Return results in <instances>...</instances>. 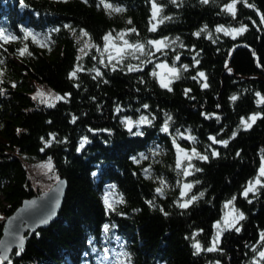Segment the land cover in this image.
<instances>
[{
  "label": "trees",
  "instance_id": "obj_1",
  "mask_svg": "<svg viewBox=\"0 0 264 264\" xmlns=\"http://www.w3.org/2000/svg\"><path fill=\"white\" fill-rule=\"evenodd\" d=\"M110 2L126 11L108 9L102 0L87 4L84 0H25L24 6L20 0H0V28L21 37L9 43L0 40V239L6 219L24 200L42 192L34 187L32 170L51 158L54 175H62L68 183L59 218L34 233L22 252L14 251L11 264H255L253 257L264 264L258 255L264 250L260 241L264 185L247 197L242 194L264 163V116L250 128L241 127V117L264 112L257 96L264 94V19L260 16L264 0H248L255 7L240 0L235 16L222 7L229 0H157L165 5L160 18H170L154 31L150 30L156 23L152 0ZM221 24H246L248 29L230 36L217 31ZM21 25L40 34L42 44L31 37L25 40ZM65 25L76 29L75 34ZM126 28L137 30L127 34L132 42L169 37L171 43L160 51L151 46L152 56L136 53L140 60L126 55L115 70L112 64L117 61L110 63L105 55L100 63L101 53L95 47L80 57L76 36L81 29H87L91 42L103 49L107 32L116 35ZM26 43L31 54L21 55L18 49ZM177 55L180 60L175 59ZM165 60L180 69L171 89L152 75L154 68L162 71L157 65ZM141 61L151 62L137 71L125 69ZM77 63L84 71L77 70L72 77ZM201 71L206 81L199 76ZM205 82L208 87L203 86ZM37 85L64 98L42 104L34 98ZM233 95L238 99L232 100ZM144 104L149 108H143ZM166 112L173 116L171 134L161 131ZM141 114L153 123L137 125L130 132L122 117L138 119ZM176 129L186 134L177 137L184 148L195 147L209 156L206 161L194 157L195 168L188 176L176 167L172 140ZM189 129L195 140L187 139ZM85 135L89 141L78 151ZM213 135L229 143H216ZM46 140L52 142L46 144ZM213 148L219 156L212 154ZM141 152L146 158L139 156ZM193 181L198 183L182 197L183 184ZM157 187H163L164 195L156 192ZM108 190L114 191L115 210L105 203ZM121 195L124 203L119 202ZM192 195L198 199L189 207L176 203ZM233 197V205H227ZM229 209L233 214L235 210L245 213L236 224L241 230L222 227L217 250L197 253L195 241L209 247L217 234L216 221L223 225ZM105 224L110 228L105 230Z\"/></svg>",
  "mask_w": 264,
  "mask_h": 264
},
{
  "label": "snow or ice",
  "instance_id": "obj_2",
  "mask_svg": "<svg viewBox=\"0 0 264 264\" xmlns=\"http://www.w3.org/2000/svg\"><path fill=\"white\" fill-rule=\"evenodd\" d=\"M84 2L87 4L89 2V0H84ZM204 3H208L209 0H203ZM240 2V0H229L228 3H224L222 5L223 9L226 10L228 13H231L233 16H235L237 14V4ZM243 2L249 6V7H255L254 4H249L248 0H243ZM21 6L25 5V0H20ZM103 5L108 8V9H113L116 12H121V11H126V9L122 6V5H113L110 0H102ZM152 11H153V18L156 19V23L153 24L152 26V31L156 30V26L159 23H162L163 20H167L170 17L168 16H163L162 18H160L159 14L160 12H162L163 8L165 7L164 4L162 3H157V0H152ZM258 12H260L259 9H257ZM111 14V13H109ZM260 16L261 19H264V12H260ZM129 23H131V18H129ZM65 27L71 28L73 31V34H75L76 29L72 28L71 25H65ZM21 28L24 32V39H28L29 37L32 38L33 41L37 42V43H41L42 41L40 39H38L39 35L38 33H35L33 29L31 28H27L24 27L23 25H21ZM204 28L207 29L208 25H204ZM248 29V25L246 24H242L240 27H226L225 25L221 24L217 26V31L218 32H224L227 35L230 36H239L240 34H242L243 32H245ZM59 28H56L55 31H59ZM136 29L133 28H126V29H122L119 31L118 36H113L112 31H109L105 34V36L103 37L104 40V44H103V49H101V46L99 44H94L91 43V34L88 32L87 29H81L82 32V36L83 37H88V41H85V45L83 48L80 49L81 52L85 51V48H87L88 50H91L93 47H95V49L101 53V59H100V63H104V57L106 55L107 60L111 63L113 60L117 61L116 64H112V70H115L116 67L118 66L119 63H122L124 60V57L126 55H131L134 56L137 60H140V56L136 55V53H143L146 56H152L153 52L151 50V46H154L156 51H160L161 49H166L169 47V44L171 43L170 38L169 37H162L160 39H154V40H150L147 42H141L139 40L132 42L130 40L127 39V34L130 32H136ZM201 33L200 31H197L195 33V35L199 36ZM209 38L212 37V33L209 32L208 33ZM21 39L20 36L15 35L12 32L6 31L4 28H0V40H3L5 43H9L11 41L14 40H19ZM45 39H47V37H45ZM176 41L180 40V37L177 36L175 37ZM116 41H120V42H116ZM46 46V45H45ZM0 47H3L2 44H0ZM146 47L148 48L147 51H145ZM194 47V46H193ZM18 51L21 53V55H26V54H31L30 50H29V46L26 43L24 45L23 48L18 49ZM86 54V53H85ZM176 60H180V56L177 55L175 57ZM151 61H141V63L138 64H127L125 66V69L127 71H137L139 70L144 63H150ZM196 64H199V60L195 61ZM108 65L106 64L105 67H107ZM157 67L159 69H161V72H157L156 69L154 68L152 71V75L154 76H159V80H160V84L162 85V87L166 88V89H171V83L172 80H177L180 78L179 76V72L180 69L176 68L175 66H169L167 60L160 62ZM182 67L184 69L189 68L188 64H183ZM77 70L79 71H84V69L81 67V65L79 63H77L76 65V70H73L70 73V76L72 77H76L77 76ZM93 71H95L96 73H98L100 76H103V72L101 71L100 68H95L93 69ZM229 71H231V69H229ZM0 72H3V69H0ZM165 73L170 74V76L166 79ZM200 77H204L205 81L207 79L205 72L201 71L199 73ZM141 79H143L141 77ZM2 82V81H0ZM79 86V85H77ZM204 87H208L209 85L205 82L203 83ZM191 91V89H188L185 92V95H187V92ZM44 95H48L50 97L54 96L57 99H63L64 96H61L60 94H56L53 90L52 93H44L42 91H38L37 93L34 94V98H38ZM65 95H71L70 93L65 94ZM257 96L259 97L258 103L264 104V94L261 93H257ZM93 99H95V97H93ZM232 100H236L238 99L237 95H233L231 97ZM41 102H45L44 100H41ZM50 102V100H49ZM143 108L147 109L149 108L148 104H144ZM121 110V106L117 105L116 107V111L120 112ZM153 117L155 116V113L151 114ZM204 115H209L208 113H204ZM210 115H217L216 113H212ZM166 119L163 123V125L161 126V131L166 132L171 134V128H170V121L173 120V116L169 113H165ZM264 116V112H259V113H252L249 117H241V127H245V128H250L252 126L253 123H255V121ZM123 121H124V126L126 128H128V130L131 132L132 129L137 126V125H151L153 123V119H150L147 115L141 114L140 117L138 119H133V117L128 116V115H124L122 117ZM73 122H75V117H73ZM93 132L95 131H99L98 129H92ZM103 131L108 132L111 131L110 129H103ZM176 135H174L172 137L173 140V144L176 148V152H177V164L176 167L178 169H183L182 174L184 176H188L191 174V170H193L195 168V165H193L191 163V161L193 160L194 157L200 159V160H208L209 156L200 152L197 148L192 147L190 150L184 148L178 141H177V137H183L186 134L184 132H181L179 129H176ZM133 135H136L135 132H133ZM139 135H144L143 132H140ZM235 135H237L236 132L232 133V136L234 137ZM53 139H55V134H53ZM67 139V137H65V140ZM187 139L190 140H195V137L191 135V129L188 130L187 133ZM211 139L213 141H215L216 143L219 144H223V145H227L229 143V141L227 139H221V140H217L216 136H212ZM89 141V136L85 135L81 138V143H80V147L77 149L78 151L83 150L84 145ZM52 141L50 140H46L45 143L46 144H50ZM209 148H211L212 146L209 145ZM212 154L219 156L220 153L218 150L216 149H212ZM237 155H239V153H237ZM139 156L141 158H146L145 154L143 152L139 153ZM131 159L136 162V163H140V160L137 159V156H132ZM262 159H264V157H262ZM185 161H187V163H185ZM46 167L51 170L54 165L51 162V158H49V162L47 163ZM197 171H202V169H196ZM145 174H148V170L145 169ZM56 179L58 181H60V184L62 185L64 183V181L60 180L59 175L56 176ZM158 180H160V177H157ZM179 183V181L177 182ZM195 183H198V181H193L192 183H184L183 184V190L181 191L180 195L182 197H187L188 192H190V190L192 189V187L194 186ZM162 184H167L166 180L162 181ZM264 185V163L261 164L259 170H258V175L253 179V180H249L247 187L244 189L243 191V195L245 197H247L249 195L250 192H254L258 190V186ZM111 187H115V185H112ZM58 191H62V188L57 189ZM156 192L159 193L160 195H164V189L163 187H157L156 188ZM204 192L201 191L199 193V196H203ZM105 203L107 205V207L111 210H115V203L116 201L114 199H110L109 198V194H105ZM198 199V197L196 195H192L190 198H186L183 201L177 200L176 203L180 205L181 208H187L189 207V205H191L194 201H196ZM235 200V197L232 198V200H229L226 202L227 205L231 206L233 205V202ZM120 203H124L125 201L123 200V196H120ZM148 204L152 205L153 207H156L155 204H153V201L149 200L147 201ZM35 201H30L29 202V206L35 205ZM161 210H163L161 208ZM23 211V209L21 210ZM55 214V210L53 209L52 211H50L48 213V216H52ZM121 215H124V213H121ZM165 215H167V212H165ZM245 217V213L243 211L240 210H235V214H233L232 211H229V213H227L225 215L224 221H223V225L221 223V221H216V229H217V234L216 236L213 237L211 245L207 248H205V246L201 243V241L196 240L194 243V248L196 250L197 253H200L202 251H214L217 250V245L219 243V238L220 236H222L223 232H222V227L224 228H235L236 231H240L241 228L240 227H236L237 222L240 219H243ZM2 218V217H0ZM47 222V219H41L39 221V223L44 224ZM9 223H11V220H9ZM110 228V225L105 224L104 225V229L107 230ZM198 231H202V230H198ZM24 239L25 237L20 236L19 237V252L23 251V245H24ZM260 241L264 242V231L261 232L260 235ZM0 244H2L4 252L3 254H0V264H5V261H8V264H11V258L8 255V253L11 251L12 245L10 243H3L0 242ZM220 251H222L223 249H219ZM255 250V248H254ZM19 252L17 254H19ZM130 253H124V256L127 257L129 256ZM258 255L260 258H264V250H260L258 252ZM253 259L255 260V264H260V260H256L255 257H253ZM215 264H220V261H216Z\"/></svg>",
  "mask_w": 264,
  "mask_h": 264
},
{
  "label": "water",
  "instance_id": "obj_3",
  "mask_svg": "<svg viewBox=\"0 0 264 264\" xmlns=\"http://www.w3.org/2000/svg\"><path fill=\"white\" fill-rule=\"evenodd\" d=\"M59 177L60 180L64 181L62 185L60 181H57L49 190L24 200L22 205L6 219L0 242L10 243L12 245L11 251L8 253L10 257L14 251H19L20 236L25 237L24 249L27 240L34 233L54 223L59 218L68 188L67 180L62 175H59ZM58 187L62 188V191H58ZM30 201H35V205L29 206ZM22 209L23 211H21ZM53 209L55 210V214L49 217L48 213ZM41 219H47V222L41 224L39 223ZM9 220H11V223H9ZM3 252V246L0 244V254H3Z\"/></svg>",
  "mask_w": 264,
  "mask_h": 264
},
{
  "label": "rangeland",
  "instance_id": "obj_4",
  "mask_svg": "<svg viewBox=\"0 0 264 264\" xmlns=\"http://www.w3.org/2000/svg\"><path fill=\"white\" fill-rule=\"evenodd\" d=\"M113 36H118V34L113 35ZM38 39H40V38L38 37ZM76 40H77L78 44L80 45V49H81L84 47L85 41H88V37H83L82 32H81L79 35L76 36ZM116 42H120V41H116ZM88 51L89 50L87 48H85L84 52L80 51V57L85 56ZM38 91H42L44 93H52L47 87L41 86V85H37L35 93H37ZM36 99L40 103H42L41 100H44L45 102H43L42 104H46V105H51V104H54L56 101L62 100V99H57L54 96L50 97L48 95H44V96L38 97ZM49 100H50V102H49ZM46 165L47 164L39 165L34 170L31 171V175L33 177L34 187L38 188L42 192L49 190L58 181V180H56V176L54 175L52 169L49 170L46 167ZM52 182H53V184H52ZM106 193L109 194L110 199H115L113 190H108ZM229 211H231V209L228 210V213H229ZM0 215H1V209H0Z\"/></svg>",
  "mask_w": 264,
  "mask_h": 264
}]
</instances>
